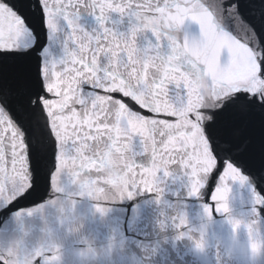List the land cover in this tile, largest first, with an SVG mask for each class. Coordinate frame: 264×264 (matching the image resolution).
<instances>
[{"label": "snow or ice", "instance_id": "6c2138e0", "mask_svg": "<svg viewBox=\"0 0 264 264\" xmlns=\"http://www.w3.org/2000/svg\"><path fill=\"white\" fill-rule=\"evenodd\" d=\"M161 177L210 198L209 217L234 184L264 210V0H0V212L16 226L66 188L131 198ZM58 252L4 248L0 264Z\"/></svg>", "mask_w": 264, "mask_h": 264}, {"label": "water", "instance_id": "95a60500", "mask_svg": "<svg viewBox=\"0 0 264 264\" xmlns=\"http://www.w3.org/2000/svg\"><path fill=\"white\" fill-rule=\"evenodd\" d=\"M159 187L160 193L133 190L131 198L126 194L121 198L111 184L97 185L92 194L71 187L76 208L88 215L85 231L93 238L98 253L94 264H264V248L252 253L246 228L234 234L229 214L216 212L215 206L209 217L205 206L214 203L210 198L190 196L187 182L178 177H161ZM228 203L233 216H243L248 224L256 220L264 238V210L259 216L253 215L252 194L246 186L232 185ZM177 205L187 219V224L180 227V216L172 212ZM100 208L107 211L101 213ZM26 219L38 223V215ZM71 226L61 227V233ZM189 228L194 229L190 235ZM14 229L12 213L0 212V238ZM201 231L206 241L202 250L191 239L199 238ZM83 247L78 236L69 231L64 239L65 264H72L73 249Z\"/></svg>", "mask_w": 264, "mask_h": 264}, {"label": "clouds", "instance_id": "9594fccd", "mask_svg": "<svg viewBox=\"0 0 264 264\" xmlns=\"http://www.w3.org/2000/svg\"><path fill=\"white\" fill-rule=\"evenodd\" d=\"M74 193L72 188H66L63 193L58 195L54 200H50L47 205L38 214V223L30 222L24 219L15 226V230L6 237L0 238V250L4 248L12 249L23 253L29 248L39 245H47L53 249H58V254L61 257L60 264H65L64 239L66 234L70 231L78 236V242L85 245L83 248L73 249L72 264H94L97 259V249L94 247V240L90 234L85 231L88 224V215L76 208L73 203ZM173 214L182 216L184 213L177 205L172 209ZM228 223L233 228V223L239 221L240 226L236 228L234 234L239 231L241 227L246 228L248 221L243 216L236 217L228 213ZM71 224V228H65L62 234L61 227ZM194 229L189 228V233ZM185 235V234H184ZM194 246L197 249H203L206 241L204 239L203 231L200 232L199 238L191 237ZM201 243L202 247H197V243Z\"/></svg>", "mask_w": 264, "mask_h": 264}]
</instances>
